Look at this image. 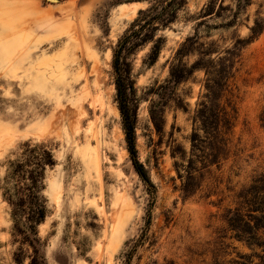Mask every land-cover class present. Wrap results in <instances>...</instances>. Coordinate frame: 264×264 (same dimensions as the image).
I'll return each instance as SVG.
<instances>
[{
  "label": "rangeland",
  "instance_id": "rangeland-1",
  "mask_svg": "<svg viewBox=\"0 0 264 264\" xmlns=\"http://www.w3.org/2000/svg\"><path fill=\"white\" fill-rule=\"evenodd\" d=\"M148 6L0 0V264H29L33 252L2 197L8 163L26 142L43 144L55 161L46 169L47 212L37 227L44 264H124L149 217L130 264H264L262 249L230 238L222 219L234 194L264 173V0H187L176 21L157 32L154 64L147 60L151 43L128 55L137 158L153 191L127 152L112 69L118 40ZM195 35L183 58L188 67L200 44L213 58L246 42L222 100L235 110L229 157L219 171L198 175L199 190L185 198L178 173L185 177L205 74L195 70L176 86L167 83L176 51Z\"/></svg>",
  "mask_w": 264,
  "mask_h": 264
},
{
  "label": "trees",
  "instance_id": "trees-1",
  "mask_svg": "<svg viewBox=\"0 0 264 264\" xmlns=\"http://www.w3.org/2000/svg\"><path fill=\"white\" fill-rule=\"evenodd\" d=\"M134 1H146L149 6L144 10H139L136 19L118 40L113 50L112 69L126 149L135 172L151 190L154 186L137 158L134 88L130 78L128 55L136 48L151 43L147 60L148 64H154L160 53L162 42V38L155 39L157 32L176 21L178 12L185 6L187 0ZM237 1L240 3L241 0ZM219 8H222L221 4ZM212 15L213 11L206 14V16ZM252 33L254 36L258 34L253 29ZM196 40V35L188 37L180 45L174 58L176 63L171 65L167 83L176 86L187 80L195 70H203L205 74V94L203 100L197 104L192 118L190 155L186 160V165L181 166L185 177L178 173L179 177L184 179L181 191L185 198L193 196L199 190L201 180L198 179V175L202 178L204 176L202 172L210 174L213 166L219 171L222 162L229 157L235 110L230 102L223 103L222 100L229 91V82L234 74L239 51L246 42L237 40L232 49L215 52L213 58H211L213 52L209 49L205 50L204 45L200 44V50H195L199 58L188 67L183 63V58L194 50ZM206 57L209 58L205 59ZM259 123L264 129V107L259 115ZM54 165L55 161L51 151L43 144L26 142L21 147L19 157L9 161L3 179L2 197L11 208L14 230L33 250L29 264H44V258L40 255L38 248L40 239L37 227L44 221L47 212L46 200L42 195L45 189L46 169ZM233 198L234 206L227 208L222 216L226 230L231 233L230 238L248 247L262 249L264 252V173L255 175L247 185L234 194ZM149 226L150 217L145 222L143 236L133 248L143 244ZM133 248L126 254L124 264H130Z\"/></svg>",
  "mask_w": 264,
  "mask_h": 264
}]
</instances>
